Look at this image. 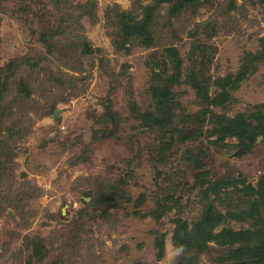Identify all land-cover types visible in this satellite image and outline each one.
Listing matches in <instances>:
<instances>
[{"label":"rangeland","instance_id":"1","mask_svg":"<svg viewBox=\"0 0 264 264\" xmlns=\"http://www.w3.org/2000/svg\"><path fill=\"white\" fill-rule=\"evenodd\" d=\"M187 1L0 0L2 81L15 70L0 104V264H178L179 217L198 220L209 199L252 208L264 133H232L264 130V0ZM87 3L95 20L74 8ZM112 8L151 12L153 39L123 45ZM208 181L238 186L224 201ZM119 183L122 205L107 203ZM238 218L216 231L259 228Z\"/></svg>","mask_w":264,"mask_h":264},{"label":"trees","instance_id":"2","mask_svg":"<svg viewBox=\"0 0 264 264\" xmlns=\"http://www.w3.org/2000/svg\"><path fill=\"white\" fill-rule=\"evenodd\" d=\"M187 2V0H177L176 9L179 10L183 8V5H186ZM94 5V3H87L86 5L79 4L78 7L74 6V8L81 11L82 15H87L95 20L96 16ZM111 12L114 13L113 16L115 17L114 23L116 24L115 28L118 32L116 36L120 38L123 45L130 40L139 38L146 42H149L153 39V31H150L146 28V25L153 20V15L151 12L148 13L145 19L136 17L132 12L122 13L117 8H112ZM80 26L82 28L81 24ZM79 41H82L85 44L89 43L87 37L82 35L79 36ZM13 76H15V70L12 75L5 77V79L2 81L3 74L0 72V89L4 91L0 95V104L4 98L6 88H9V81ZM229 81L230 80L227 79V85ZM221 85L225 87L223 82ZM158 91L155 92L158 99V104L164 107V111L168 112L167 114L171 119L175 105L174 101L170 98L171 94L169 90H163L160 92ZM202 92L203 89L200 87V94ZM250 127L252 126L247 125L242 129V132L233 131L232 134L242 139H253L256 133H264L263 129L257 130L256 127L251 130ZM14 133L17 134L15 129L12 130V136ZM12 136L7 135L8 139H10ZM6 158L8 159L9 163V161L12 159V154L8 153ZM201 174L202 175H200L199 179L201 180L202 176L204 182V180H206V177L204 178L205 172H202ZM207 183L210 184V190L213 191L212 193L217 194L218 197H220L221 191L224 192L225 197L222 195V200L224 201H230V193H228L227 190L232 185L238 186L233 184L231 181H208ZM245 186L247 195L255 199L252 203V208L249 206L247 210H231L225 214L220 211L215 201L209 199L208 204H206L203 208L202 214L198 220L196 219L189 221L182 217H179L176 220L173 241L174 244L183 251L178 264H198L200 258L204 254L209 255L213 251H216L220 254L218 257L219 264H264V220L261 217L260 210L261 206L264 207V177H262L258 188L252 185ZM123 187L124 186L122 183L117 184L111 195L107 196L106 202L111 203L115 201L121 206L124 198H122L120 191L123 190ZM165 214V209L161 210L160 208H158L157 211H154L153 213L157 219H161ZM230 218H238L241 221L252 218L256 222V226L259 225V228L256 230L249 228L235 230L231 227H223L219 232L216 231L220 223L223 224L222 222H227ZM159 250V253L162 256L165 253L163 239L159 243Z\"/></svg>","mask_w":264,"mask_h":264}]
</instances>
